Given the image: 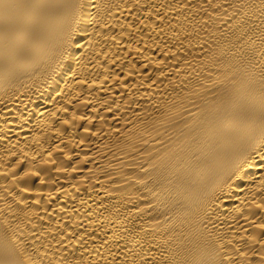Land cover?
<instances>
[{
	"label": "bare ground",
	"instance_id": "bare-ground-1",
	"mask_svg": "<svg viewBox=\"0 0 264 264\" xmlns=\"http://www.w3.org/2000/svg\"><path fill=\"white\" fill-rule=\"evenodd\" d=\"M0 264H264V0H0Z\"/></svg>",
	"mask_w": 264,
	"mask_h": 264
}]
</instances>
